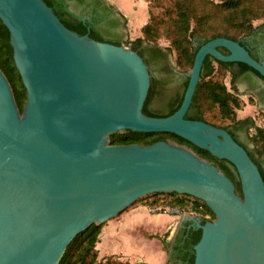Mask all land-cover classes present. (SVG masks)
I'll return each mask as SVG.
<instances>
[{
  "label": "water",
  "instance_id": "1",
  "mask_svg": "<svg viewBox=\"0 0 264 264\" xmlns=\"http://www.w3.org/2000/svg\"><path fill=\"white\" fill-rule=\"evenodd\" d=\"M0 20L27 96L21 112L0 68V264H60L79 234L157 193L191 196L215 215L181 218L201 231L194 264H264L260 167L227 130L186 118L207 57L264 79L263 62L237 41L211 40L196 52L180 108L152 117L143 111L151 75L138 52L80 36L44 0H0ZM128 131L174 134L227 161L242 196L187 146L111 145Z\"/></svg>",
  "mask_w": 264,
  "mask_h": 264
},
{
  "label": "trees",
  "instance_id": "2",
  "mask_svg": "<svg viewBox=\"0 0 264 264\" xmlns=\"http://www.w3.org/2000/svg\"><path fill=\"white\" fill-rule=\"evenodd\" d=\"M51 7L62 23L71 31L84 36L89 34L91 39L104 42L99 31L94 27L90 30L83 22L74 18L68 11L64 0H44ZM174 4L170 8V17L165 22L166 36L171 41L169 53H176V64L181 70L192 69L196 52L203 44L216 38H227L234 40L243 45L246 38L252 36L257 28L254 22L264 19V0H173ZM164 23V22H162ZM158 23L152 21L142 28L144 37H140L134 41H129L128 46L134 51L141 49L144 43L156 40L160 31ZM195 41L199 43L194 45ZM117 45H121L117 43ZM156 46V45H155ZM161 52V48L157 47ZM224 49H221L223 51ZM215 64L217 66H215ZM234 64L222 63L207 57L205 60L201 81L198 84L193 103L189 110L196 120L205 122L217 128L227 130L234 138L238 126L250 121L249 119L240 120L237 118V110L241 109V100L236 96L222 78L230 75V68ZM243 70L253 71L250 67L240 64ZM0 68L7 77L14 92L19 110L23 112L26 102V89L23 85L22 78L14 62L13 49L10 45V33L0 20ZM256 73V72H255ZM220 75V77H217ZM189 78L185 82L187 88ZM186 90V89H185ZM153 97V90L150 91L148 99L144 106V113L151 116L148 112V104ZM184 94L177 102L176 106H172L171 102L166 103L167 108H171L169 114L173 115L181 106ZM217 109L222 119L230 120L228 126H219L208 120L205 114L209 110ZM187 119L190 117L186 116ZM264 138V137H263ZM251 142L257 148L259 154L264 153V145L258 139V135L250 138ZM158 141H173L179 145L187 146L192 149L201 158L216 165L224 174H226L235 184L237 193L242 196L241 185L238 179L236 169L227 161H221L213 157L209 152L201 150L190 142L180 138L174 134H147L134 133L131 131L125 134H115L110 137L111 145H151ZM261 169V168H260ZM264 177V170L261 169ZM169 196L174 198L175 205L185 207L187 199L190 196L179 195L176 193L165 194L157 193L152 196ZM149 197V196H148ZM154 204L156 202H153ZM152 203V204H153ZM193 207L197 210H204L202 216L206 220H214L215 215L211 209L203 202L195 199ZM209 216L211 219H207ZM105 225V224H104ZM92 225L88 230L79 234L68 246L64 258L60 264H148V263H130L111 256L100 260L98 243L103 227ZM201 238V231L183 229L179 232L174 242L162 240L166 250H170V260L168 264H194V246Z\"/></svg>",
  "mask_w": 264,
  "mask_h": 264
},
{
  "label": "flooded vegetation",
  "instance_id": "3",
  "mask_svg": "<svg viewBox=\"0 0 264 264\" xmlns=\"http://www.w3.org/2000/svg\"><path fill=\"white\" fill-rule=\"evenodd\" d=\"M64 1L70 14L83 22L84 25L88 26L89 30L91 27H94L99 31L104 42L114 45H117V43L125 45V20L117 10L108 5L104 0ZM198 45L199 43L197 42L196 46ZM242 46H244L256 60L264 63V25L257 28L252 36L246 38ZM157 47L159 46L144 43L137 52L145 60L151 75L150 91L153 90V97L148 104L147 112L152 117H166L171 108H153L151 104L154 98L162 95L164 102H171L173 107L176 106L179 99L185 93V82L188 78H183V74L180 72L179 67H177L176 61L173 60L171 53H169L167 49L159 47L162 50L160 52ZM219 50L227 54L225 49L223 51H221V49ZM229 76L231 77L233 89L247 94L248 98H254L258 107L264 109V79L257 72L255 73L254 70H243L240 64L235 63L230 68ZM179 79L181 80L180 93L174 96L173 93H170L165 96L167 85L173 84L175 80L178 81ZM187 114L190 120H196L189 111ZM246 119L250 121L238 126L237 130H232L235 133V138H233L248 151L253 161L264 170V163L262 161L264 153L258 155L250 145V143H252L250 138L254 135H258V139H260L261 144L264 145V128L255 124V120L251 116H246L240 120ZM250 131H254L255 134L251 135ZM170 252L169 250V260L171 257Z\"/></svg>",
  "mask_w": 264,
  "mask_h": 264
},
{
  "label": "crops",
  "instance_id": "4",
  "mask_svg": "<svg viewBox=\"0 0 264 264\" xmlns=\"http://www.w3.org/2000/svg\"><path fill=\"white\" fill-rule=\"evenodd\" d=\"M104 1L124 18L125 42L140 38L141 29L148 22L146 19L148 7L145 1ZM137 28L140 31L136 33L135 38H132L133 31ZM181 226V218L152 214L146 206L132 207L104 225L98 243L100 259L114 256L125 260L134 257L137 259L136 263L168 264L169 255L166 256L160 247L163 245L159 238L165 239V236L172 232L174 238L171 242H173L178 233L184 229Z\"/></svg>",
  "mask_w": 264,
  "mask_h": 264
},
{
  "label": "rangeland",
  "instance_id": "5",
  "mask_svg": "<svg viewBox=\"0 0 264 264\" xmlns=\"http://www.w3.org/2000/svg\"><path fill=\"white\" fill-rule=\"evenodd\" d=\"M144 1L148 7V16L146 17V19H148V22L146 24H148L152 21H155L158 23V25H159L158 27H159V31H160V35L158 38H156V40H153V41L149 42V44L148 43H146V44L153 45V46L156 45V46H159L163 49H169L171 46V41L166 36V24H165V22L170 17L169 12H170V8L174 4L173 0H144ZM162 22H164V23H162ZM262 25H264V19H260V20H257L254 22V26L256 28H259ZM139 31L140 30L138 28L135 31H133L132 38H135L136 33H138ZM128 34L130 35L129 32H128ZM140 36L142 38L144 37V35L142 33V29H141V35ZM130 39H131V37H130ZM129 41H132V40H127L125 42L124 46L129 47L128 43H127ZM194 45H197V41H195ZM171 55L173 57V60L176 61V53L172 52ZM215 66H217V65L215 64ZM179 70L183 74V78H189V71L191 69L190 70L189 69L181 70L179 68ZM217 77H220V75H217L216 78ZM220 78H222V77H220ZM222 80L227 85V87L230 89V91H232L241 100L242 106H241V109L237 110V118L242 119V118H245L246 116H251L255 120L254 121L255 124H258L259 126H262L264 128V109H261L260 107H258L257 102L254 98H248L247 94H244L242 92H238L235 89H233L230 76H226L225 78H222ZM180 84H181V80L179 79L178 81L175 80V82L173 84L167 85V89H165V91H166L165 96H166V94H170V93H173V96L180 93V90H181ZM151 106L153 108H157V109H165L166 108V102H164L162 95L155 97ZM205 117L208 120L216 123L219 126H228L231 123L230 120L222 119L216 108L209 110V112H207L205 114ZM250 134L254 135L255 132L250 131ZM250 145L256 151V153H258L255 145L253 143H250ZM258 155H259V153H258ZM262 161L264 163V157L262 158ZM194 200H195V198L190 196V198L187 199V204L193 206L192 203ZM153 202H156L155 204H159L160 202H164L165 204L175 205V200L172 197L164 196V195H159V196L149 195V197L147 196L145 198L138 200L135 204H133V206L129 207L127 210L131 209L132 207H139V206H146L150 210V206ZM199 202L203 203V201H201V200H199ZM198 212L201 215L204 214L203 209L198 210ZM152 214H155V213H152ZM157 215H159V214H157ZM161 215H165V214H161ZM206 218L211 219V217H209V216H207ZM173 238H174V234H172V232H170L169 234H167L165 236V239H162V240L163 241L165 240L167 242H171ZM162 240H161V243L163 246H160V247L163 249V252L167 256V254L169 255V250L165 249ZM103 260H101V261H103ZM120 260L124 261V262L136 263L137 259L132 257V258H128L125 260H122V259H120Z\"/></svg>",
  "mask_w": 264,
  "mask_h": 264
},
{
  "label": "built area",
  "instance_id": "6",
  "mask_svg": "<svg viewBox=\"0 0 264 264\" xmlns=\"http://www.w3.org/2000/svg\"><path fill=\"white\" fill-rule=\"evenodd\" d=\"M150 210L155 214H165L178 218H183L185 216H202L197 209L188 204L185 207H181L160 202L159 204H151Z\"/></svg>",
  "mask_w": 264,
  "mask_h": 264
}]
</instances>
